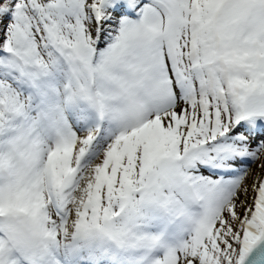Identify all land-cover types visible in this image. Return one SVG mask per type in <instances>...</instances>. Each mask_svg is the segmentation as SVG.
<instances>
[{
    "label": "snow or ice",
    "instance_id": "obj_1",
    "mask_svg": "<svg viewBox=\"0 0 264 264\" xmlns=\"http://www.w3.org/2000/svg\"><path fill=\"white\" fill-rule=\"evenodd\" d=\"M0 264H264V0H0Z\"/></svg>",
    "mask_w": 264,
    "mask_h": 264
}]
</instances>
